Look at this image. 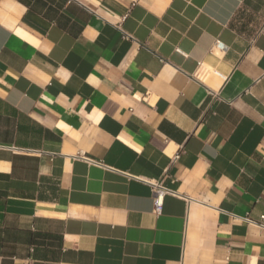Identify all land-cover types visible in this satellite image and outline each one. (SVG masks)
Instances as JSON below:
<instances>
[{
  "label": "crops",
  "instance_id": "1",
  "mask_svg": "<svg viewBox=\"0 0 264 264\" xmlns=\"http://www.w3.org/2000/svg\"><path fill=\"white\" fill-rule=\"evenodd\" d=\"M260 216L264 0H0V264H264Z\"/></svg>",
  "mask_w": 264,
  "mask_h": 264
},
{
  "label": "built area",
  "instance_id": "2",
  "mask_svg": "<svg viewBox=\"0 0 264 264\" xmlns=\"http://www.w3.org/2000/svg\"><path fill=\"white\" fill-rule=\"evenodd\" d=\"M179 156V152H176V154L174 155L173 160H175L176 158H178ZM153 190H154V207L156 212H159L160 209L162 208L163 205V198L167 193H171L170 190L166 189L165 187H163L160 183L155 182L152 184ZM261 218H263L264 216H260ZM247 222H254L251 219H246Z\"/></svg>",
  "mask_w": 264,
  "mask_h": 264
}]
</instances>
